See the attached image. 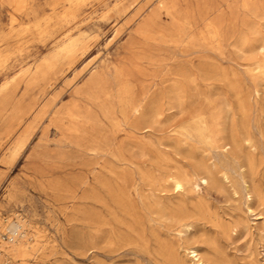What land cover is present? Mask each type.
I'll list each match as a JSON object with an SVG mask.
<instances>
[{"label": "rangeland", "instance_id": "1", "mask_svg": "<svg viewBox=\"0 0 264 264\" xmlns=\"http://www.w3.org/2000/svg\"><path fill=\"white\" fill-rule=\"evenodd\" d=\"M209 21L221 32L218 42L208 39ZM259 46L264 0H28L20 13L0 3V101L8 90L13 94L0 115V225L22 216L30 239L37 234L30 256L0 247V264H195L180 247L184 235L198 241L203 255L213 253L205 264H264V76L251 70L264 60ZM96 77L103 90L86 92ZM119 87L135 98L142 91L151 100L163 95V113L150 129L119 130ZM240 98L258 104L244 123ZM223 103L235 109L222 136L249 132L256 145H244L237 159L246 166L253 160V170L245 168L260 190L250 201L253 211L244 192L233 195L227 184L183 196L143 191L142 169L157 175L179 166L233 164L229 155L179 137L197 112ZM29 126L36 131L12 157ZM112 135L109 146L104 139ZM117 176L143 188L148 202L201 203L207 214L180 234L167 213L154 212L141 238L104 243L102 183ZM232 181L241 184L237 175ZM8 237L0 229V244Z\"/></svg>", "mask_w": 264, "mask_h": 264}, {"label": "bare ground", "instance_id": "2", "mask_svg": "<svg viewBox=\"0 0 264 264\" xmlns=\"http://www.w3.org/2000/svg\"><path fill=\"white\" fill-rule=\"evenodd\" d=\"M0 3L9 5V7L12 8V12L14 13H20L26 8L28 0H0ZM160 4L162 8L166 7L165 1L160 2ZM205 30L207 31L208 39L210 42L215 43L219 41L221 37V32L213 23H210L209 21V23L205 25ZM35 33H39V35H42L39 31ZM202 37L204 38V36ZM17 46L20 45L17 44ZM19 48L21 50V47ZM263 48L264 46H259L258 50L260 51ZM4 50L6 51V49ZM251 66V70L253 72L259 73L260 75L264 76V60H256L251 64ZM40 73L42 74V72ZM33 79L34 78H32V80ZM29 81H31V79ZM34 81L35 80L32 81L33 85ZM16 83L17 82H15L14 84ZM47 83L46 85H48ZM14 84H11L12 89H14ZM29 84L32 85L31 83ZM14 87H16V85ZM27 87L28 86H26V88ZM44 88L45 89H43V91L46 90V87ZM97 89L103 90V87L102 84H100V78L96 77L87 87L86 92H95V90ZM39 91L43 92L41 89ZM180 94V91L176 92L178 100H180ZM12 95L13 94H11L9 90L7 94H4L2 101H0V115L2 114V109H4L2 108V104H8L7 101H10ZM163 98V95H161L159 99L151 100L148 91L140 92V94L135 98L132 96V92L130 89L119 87V95L116 99L118 108L114 111L115 113H118L122 116L121 123L117 125L119 130H127L128 128L132 129L133 131L135 129H150L152 124L163 113ZM3 107L6 106L4 105ZM257 107V103H249L244 99L240 98V101H238L237 103V108L239 111L240 118L243 120V123L249 120L250 118V115L248 113L249 110L253 108L255 109ZM234 109L235 107L231 103H223L217 106L211 104L209 105L207 111L197 112L192 117L191 121L182 128L183 131H180L179 133V137L184 139V141L187 139H191L194 142L199 143L202 147H205V149L209 152L215 153L219 150L220 153L223 154L224 159H226L227 155H229L230 159L233 161V164H229L230 166L227 167L217 165L215 162L204 165V162H202L201 160L200 164H203V166L199 165L193 169H188L186 167L179 166L176 167L174 170L158 172L157 175H154L151 170L142 169L140 170L139 174L141 175L142 187H144V190L143 188L138 187V185H136L135 183L128 182L125 178H122L121 176H117L112 181L102 183L103 194L101 196V227L102 238L104 243H112V245H119L122 241L130 243L133 239L141 238L142 231L145 226V221L149 217V215L154 212L159 214L160 216H164L167 213L169 215V218L173 221L175 229L180 234L182 232L190 233V229L196 224L197 220L207 214L206 207L201 203H194L192 204V207H190L185 201L176 203L171 202L166 205L164 204V206L161 200L154 199L152 202H148V197L143 192L145 191V189L151 191L154 197H162L161 193L167 195V193L170 191L173 193L174 196H183L186 191H188V189H192L194 192H199L202 185L204 187H211L219 184H227L228 186L230 185L231 189L233 190V195L238 194L239 191L244 192L247 198V209L249 211H253L252 207L250 206V201L252 200L254 195L258 196L260 194V190L253 184V180L250 178L248 179L245 175V168L249 167L251 170H253V160H247L248 166H246L244 163L240 164V162L237 160L244 145H248L250 148H256V145L253 143V137L249 132L246 133L244 136H240L236 132V130L230 131V137H225L224 135L222 136L226 129L225 124L226 118L228 117L227 114L234 112ZM114 112H112V114H114ZM222 112L226 113V115L223 116ZM34 131L36 130L33 129L32 126H29L18 137L15 148L11 153L12 157H14L17 153H20L19 151L23 150L26 147ZM263 136L264 135H262V137ZM115 138V135L108 136L104 139V142L107 145L111 146L112 144H114ZM160 144L163 145L162 142H160ZM197 162L199 163V161ZM220 173L222 174L221 176ZM235 175L239 176L240 179L241 184H239L238 186L234 183L235 181H232ZM21 217L18 216L16 220H8L9 222H7L5 225H0V229L8 230L9 233V240L7 242L2 241V243L0 244L1 249L4 248L5 253L14 254L17 255V257L18 255H23L22 257H24V255H27L29 253V250L33 247L31 246V243L33 242V240L36 239L35 237L37 235H32L30 239V236L28 235L30 233H28L26 229V226L29 225V222ZM182 239L184 242L180 246L181 249L183 250L184 254L191 255L192 260L195 264H205L207 262H211L210 256L213 253L209 250V252H207V255H203L201 252V247L199 246V244H197L198 241L193 238V236L184 235ZM35 242L37 241L35 240ZM165 251L169 254L172 253V250L168 247L165 248ZM28 255L30 256V254Z\"/></svg>", "mask_w": 264, "mask_h": 264}]
</instances>
